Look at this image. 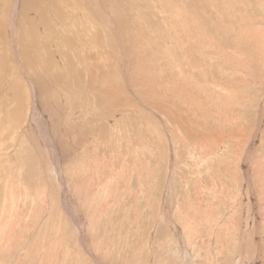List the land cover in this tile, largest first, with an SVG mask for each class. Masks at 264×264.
Masks as SVG:
<instances>
[{
  "label": "rangeland",
  "instance_id": "rangeland-1",
  "mask_svg": "<svg viewBox=\"0 0 264 264\" xmlns=\"http://www.w3.org/2000/svg\"><path fill=\"white\" fill-rule=\"evenodd\" d=\"M124 1L143 19H120L117 38L128 43L126 64L143 77L136 79L141 89L133 100L117 95L111 109L100 99L101 114L111 112L115 128L91 106L85 118L98 117L97 133L78 132L83 117L72 115L74 102L62 101L53 114L59 131L48 136L57 143L54 163L29 143L20 149L22 124L8 133V126L0 127V264H96L97 258L109 264H264V0H190L199 2L198 10L197 3L186 10L183 3L166 5L175 0H156L165 22L142 7L148 1ZM70 3L81 9V0ZM99 34L92 43L116 60L113 39V48H106ZM64 40L50 46L62 52ZM156 56L163 58L155 63ZM93 66L81 67L80 79L72 76L74 87L90 89L85 78L97 74ZM118 75L116 89L123 90ZM144 103L149 109L141 115ZM65 126L73 130L69 135ZM86 158H93L87 169Z\"/></svg>",
  "mask_w": 264,
  "mask_h": 264
},
{
  "label": "bare ground",
  "instance_id": "bare-ground-1",
  "mask_svg": "<svg viewBox=\"0 0 264 264\" xmlns=\"http://www.w3.org/2000/svg\"><path fill=\"white\" fill-rule=\"evenodd\" d=\"M69 1L70 0H0V79L2 78L5 81V83H4L3 80H0V127L2 129V126H3V128L8 126V127H6V131L8 133L11 130L13 125H15L14 127L16 128V127H20L18 125L22 124V126H21L22 132H23L22 134H23L25 139H23L24 142H23V145H20V147H21L20 149L22 150V146L25 147L24 145L26 143H29L32 145V146L30 145L31 148L32 147L35 148L36 153L38 151L40 152V153H38V155L41 154L46 158V160L48 162H50L52 160V162L54 161V163L57 162L56 159L60 158L59 156H57L58 158H55L54 160L52 159L54 152H55V149L57 148V146H56L57 143L55 145H53L54 142H52L51 140H50L51 141L50 142L48 136L50 135V133L54 134L53 129L57 130L58 126L56 123L59 121L56 118V116L53 118V114H58V109H56V108L60 107L62 101L64 102L67 100V102H69V103H70V101L72 103L74 102L75 105L72 108H74L76 110H74L72 115H76V116L81 115L83 117V121H84L83 126L82 127L78 126L79 127V129L77 130L78 132L81 133L83 131L87 132L89 130H92V132L97 133L96 128L98 126H97L96 122L99 120L98 117L96 118V121L94 119L92 121H88L85 118V117H88L90 115L89 114V112H90L89 108L91 110V106H93L92 108L97 110V113H99L100 117L106 116L107 125H108L109 124L108 120L111 121V118L113 115L111 112H108L107 115L101 114L102 108H101V104H99L100 99H103V101H105V102L108 101L107 103H109L108 105H110V106H111V104L114 103L113 101L119 100L118 98H115L117 95L125 96L126 98L128 97L130 100L132 97H135L136 94L138 95L139 89H141V85L139 86L138 83H136V82H138L136 79L143 77L142 75L139 76V74L138 75L136 74V72H139V71L133 70V69H135L134 67H133V69L130 68V65H131L130 61H129L130 59L129 60L125 59V54L127 53L126 55H128L129 50H130V49L128 50V47H127L128 43L126 44L123 40L121 41V38H117V36H118L117 32H119L118 31V28H119L118 27L119 26L118 21L121 19V20H124L123 22L128 20V22L133 23L134 21L143 19V17L140 16L141 14H138V12H140V9L139 8L133 9L132 8L133 6L131 4H130V6L125 4L124 0H81V9H83V11H84L83 13H85L84 14L85 17H82V19H81V17L78 18V16L80 14V11L82 12V10L81 9L76 10L74 7H71L72 3L68 4ZM72 1H76V0H72ZM142 1H144L142 5H144L146 3V1H148L146 6L149 5V7L142 6L140 4H139V6H142L143 8L145 7V9H147V10L151 9L153 11V12L151 11L152 12L151 18L153 17L156 21H158V19H159V22H160V20H161V22H165L162 19V16L159 17V15H161L162 12L164 14V10L162 11L158 7V5L159 6L161 5V4H159L158 1H156V0H142ZM177 2L181 3V4H179L181 6L183 3L184 5L181 8L185 7V8H187L186 10L191 8L192 4L197 3L195 1L193 3L190 0L189 1L188 0H186V1L185 0H175L174 3L170 1V4L167 1L166 5L169 6L172 4H176ZM206 2H209V1H206ZM213 2H214V0H213ZM199 5L200 4H198L197 7L195 5H193V6H195L198 10V8L200 7ZM78 7H79V5H78ZM164 7H166V6L164 5ZM174 7H175V5H174ZM178 7L176 8L177 9L176 11H179ZM71 8H72L73 12L70 10ZM143 8H141V10ZM205 9H206V7H205ZM132 11L137 13L134 16H138V17H130L131 15L130 16L127 15V13H129V12L132 14ZM201 11L202 10L200 8L199 13H201V16H202V13L204 12V10H203V12H201ZM205 11L210 12V10H208V9ZM170 13L172 14L173 11L169 12V14ZM182 13H183V11H182ZM81 14H80V16H81ZM187 14L189 15V12ZM191 14L192 13L190 12V15ZM207 14L209 15L210 13H207ZM207 14L205 13V16H208ZM214 14H218V13L215 12ZM210 15H209V17H210ZM181 16H183V15H181ZM185 16H186V13H185ZM147 17L149 18V16H147ZM164 17L165 16H163V18ZM170 17H171V15H170ZM212 17H214V15H212ZM191 18H192V16H191ZM185 19H187V18H185ZM204 19L205 18L203 17V22H204ZM206 19L208 20L209 18L206 17ZM91 20L93 22V25H91ZM166 20H169V17H167ZM187 20H189V18ZM200 21H201V19H200ZM121 22L122 21H119V23H121ZM193 22H194V20H193ZM199 29H201V28H199ZM101 32H102V35L104 34L106 36L104 41L102 42L103 44H105L106 48L107 47L113 48V45H111V40L113 39L112 44H114V46H116V49L113 48V50L117 51L116 52V54H117L116 60H115V58H113V60H112V58L107 54V52H105L104 54H101L100 52H98L99 49L97 50V48H96L97 45L95 43L97 42L96 39H101V37H100L101 35L99 34ZM108 34L110 35L111 39L108 38ZM125 37H126V35H125ZM59 39H62V40L65 39L63 42H65L67 45V47L65 45L62 46V49H63L62 52H60L59 50L57 51V49H58L57 47L50 46L51 43H54V42L59 43L60 42ZM94 39L96 42L92 43ZM119 39H120V41H119ZM140 39L141 38H139L137 40H140ZM145 39H147V38H145ZM135 42H137V41H135ZM164 43H165V41L162 42V44H164ZM83 45H86V46H83ZM134 45H136V44L134 43ZM139 45L141 46V44H139ZM103 47H104V45H103ZM130 48H131V44H130ZM104 51H106V50H104ZM139 51L141 52V50H139ZM133 53H132L133 55H131V60H132L133 56L134 57L137 56V55H135V52H133ZM136 53L138 54L139 52H136ZM140 55H141V53H140ZM126 58H128V57H126ZM162 58H163V56L162 57L160 56L159 58H158V56L154 57V59H156L155 63L159 62V60H161ZM217 59H218V57H217ZM92 60H94V64H95L94 66H93V64H91ZM139 60L140 59L138 58L137 61H139ZM128 61L130 64L129 66L126 64ZM137 64H140V63L137 62ZM86 65H87V68H84ZM91 66L95 67L94 69H95V71H97V74H94V76L92 78H91V75H88V77H86V74H85L86 78L84 77L85 79L89 80V76H90V81H88L86 84V85H90L89 86L90 89L82 90L81 88H78L79 85L81 86V83L80 84L78 83L79 84L78 87L77 86L74 87L73 81L75 79V76L77 77V75L79 76V74H81V72L78 73V71H81L79 69H81V67H82L84 69H88L87 71H91V70H89L91 68ZM104 66H109L108 68L110 69V71L107 70L109 72L108 73L106 72L107 74H106L105 79L100 80V78L102 77V67H104ZM112 67H114V68L112 69ZM135 67H137V66H135ZM162 67H160V68H162ZM108 68H106V69H108ZM111 69L113 71H111ZM139 69L140 68H138L137 70H139ZM23 71L25 74H23ZM82 71H83V69H82ZM114 71H118L119 75L118 74L117 75L120 76V74H121L122 79L124 80V83H126V87H124L123 90H117L119 88L116 89V81H117L118 77H117V75L113 74ZM142 71H143V69H142ZM142 71H141V74H143ZM76 72H77V74H76ZM21 73L23 74V79L25 81H22L21 76H20ZM93 73H94V71L92 72V74ZM73 75H75V76L72 77ZM81 76H82V74H81ZM182 76H183V74H182ZM78 78L80 79V77H77V79ZM81 79H82V77H81ZM80 82H82V80H80ZM83 83L85 84V82H83ZM75 84H76V82H75ZM20 85H22L23 91L21 90ZM168 85H169V83H168ZM160 86L161 85H159L158 87H160ZM162 86H164V85H162ZM83 87H84V85H83ZM169 89L173 90V88H169ZM189 89H190V87H189ZM170 90H169V92H170ZM2 91H3V94H2ZM75 92H77V93H75ZM80 92H81V95L79 96L78 93H80ZM166 93H167V91H166ZM171 93H173V92H171ZM85 95H88L89 99L85 100V98H86ZM99 96H101V97H99ZM142 96H143V93H142ZM142 96L140 95V97H142ZM25 97L27 98V100H25ZM1 100H3L4 102H2ZM131 100H133V99H131ZM76 103H79V104H76ZM25 104H26V106H25ZM127 104H129V103H127ZM39 105L43 106L45 112L48 113V114H46V115H48V117H45L44 115H41L39 113V111H38ZM49 105L50 106L53 105V108L51 107L52 110H50ZM79 105L80 106L83 105V106L80 107ZM76 106L78 107V109L76 108ZM79 107H80V111H79ZM127 108H131V106L127 107ZM111 109H113L112 106H111ZM148 109H149L148 106L145 104L141 107V110L138 108L137 112L142 115ZM153 112H154V109H153ZM158 116L160 117L161 115H158ZM142 117H144V116H142ZM45 118H47V119L45 120ZM160 118L162 119L163 116H161ZM67 120H68V118H67ZM62 121H66V120L61 119V122ZM92 122L95 125H93ZM115 123H117V121L116 122L111 121L109 126H113L115 128ZM98 125H100V123ZM109 126H107V127H109ZM218 126H220V125H218ZM60 127H61V125H60ZM68 130L70 132V130H71L70 127L65 126V131L64 130L63 131L68 134ZM6 131H4V133H3L4 137H6V135H5ZM57 131H59V129ZM105 131H106V129H105ZM56 133L57 132H55V134ZM26 134H29V136H27ZM111 134H112V132H111ZM60 135H62V134H60ZM20 136H21V134H20ZM66 137H65V139H66ZM1 138H3L2 135L0 136V141H1ZM78 138H79V136H78ZM32 139H36V140L32 141ZM53 139H56V137ZM71 139H72V137H71ZM4 141H6V140L4 139ZM20 141H22V140H20ZM40 141H41L42 145H40ZM47 141H49V142H47ZM77 141L79 142L78 139H77ZM72 142H73V140H72ZM72 142L70 144H68L69 142L66 143L68 150H70V151H74V148H76V149L78 148ZM5 145H6V143H5ZM26 146L29 147L28 145H26ZM63 147H61V150L63 149ZM58 148H60V147H58ZM64 151L65 150H63L62 153ZM26 152H28V151H26ZM22 153H24V152H22ZM67 154L71 155L68 152H67ZM88 157H89V155H88ZM86 159H88V160H83V162H84V165L86 166V169H87V167H90V165H91L90 164L91 162H89V160H93V158H86ZM29 160L31 162L33 161L32 158H29ZM51 165H52V163H51ZM54 165H56V164H54ZM63 193L65 194V192H63ZM70 195H72V192ZM80 196H82V195H80ZM68 197H70V196H68ZM74 197H75V201H77V199H78L77 196H74ZM61 201H59V202H61ZM13 202H14V204L16 203L15 201H13ZM66 204H68V203H66ZM13 207H14V205H13ZM76 212H78V211H76ZM70 214H72V213H70ZM19 230H21V229H19ZM4 236H3V238H4ZM54 242H55V240H54ZM88 253H90V252H88ZM35 256H37V255H35ZM93 258L95 260L94 256L92 257V259ZM97 259H99V258H97ZM97 259L95 260L96 264H109L108 261H106L105 259H102L100 261Z\"/></svg>",
  "mask_w": 264,
  "mask_h": 264
}]
</instances>
